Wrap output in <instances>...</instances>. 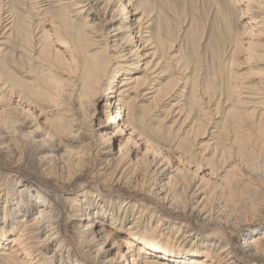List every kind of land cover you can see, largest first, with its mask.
Instances as JSON below:
<instances>
[{
	"label": "bare ground",
	"instance_id": "obj_1",
	"mask_svg": "<svg viewBox=\"0 0 264 264\" xmlns=\"http://www.w3.org/2000/svg\"><path fill=\"white\" fill-rule=\"evenodd\" d=\"M30 1L31 11L54 2L58 12L22 36L18 51L33 65L1 61L0 264H264V0H229L244 4L243 35L255 29L258 40L230 48L226 61L242 53L261 72L226 84V100L216 71L204 83L195 73L188 106L169 109L161 103L191 66L163 53L149 31L153 10L127 11L135 0L115 9L114 0ZM41 12L0 0L3 56Z\"/></svg>",
	"mask_w": 264,
	"mask_h": 264
},
{
	"label": "rangeland",
	"instance_id": "obj_2",
	"mask_svg": "<svg viewBox=\"0 0 264 264\" xmlns=\"http://www.w3.org/2000/svg\"><path fill=\"white\" fill-rule=\"evenodd\" d=\"M8 1L12 3L14 6V9L21 14L24 13L25 11H28L29 13H32V14L33 12L34 13L38 12V10L39 11L42 10V12L37 17L35 16L36 18L32 16L31 21L30 19L27 20L30 24L24 23L25 26L29 25L27 27H24L25 30L23 31L17 30V32H15L14 38L8 44L9 46H11L10 48H12L13 50L12 49L10 50L8 46L4 50V51H7L6 52V55H8L7 57L5 55L3 56L4 52H0V71L2 73L0 74L3 77L4 75H3V67H2L1 61H3V66H8V65L13 66L14 65L16 67V71L17 70L19 71L21 69L23 70L27 69L29 67L28 63H31L30 65L34 64V62H28L30 58L26 57L24 54L19 52L20 50H22V49L19 50V48H21V44L24 43L22 36L26 34L28 37H30V32L31 33L33 32L34 34V30H33L35 29L34 23L36 22L37 19L42 20V17H44L43 14L45 12H48V11L53 12V13L58 12L56 7L53 6V5H56L54 2L52 3L53 5L51 3H45L46 5L44 4V6L40 7V9H35L31 11L29 10L31 9L30 0H8ZM118 1L119 0H114V6L112 7L113 9L117 7ZM132 5H134V7H130L127 10V11H130L131 13L134 12L135 8H140V7L142 10H145V11H150V10L154 11L153 14L155 15L152 17L153 23L150 26L149 31L151 34H153V38L155 40L158 39L159 37H162L165 43L163 53L166 56L170 55L171 59L174 60L173 62L175 61H177V63L180 62L178 64L180 69L184 65H186L184 64V60L186 58L187 60H185V63L189 61L191 64V65L189 64V66H191L189 67L190 73L188 72L186 73L185 76H182V80L179 82V86H178L179 91L176 90L177 93L171 94L166 100H164L163 103H161L160 105V109L161 108L169 109L170 105L174 102H177L178 100H181L180 105L183 104L184 106H188L187 103L191 101L190 92L192 88V81H189V82L187 81L190 80L191 77H193L195 73L196 75H198L197 78L200 76L199 77L200 83L202 82L204 83L207 79H209V76H212L211 72L216 71L217 77L215 78L216 80L215 83L217 84L216 87L219 89L218 93L222 91L221 92L222 98L223 100H226L227 97L225 94L226 92L224 91L225 89H223L224 87L226 88L227 85L229 84L240 85L244 81L249 80L252 77H254L255 74L253 76L252 73L261 72L262 65L261 66L256 65L255 61L253 60H251L250 62H248L247 60H244L245 56H243L242 53H237L234 56V59L236 61L234 62L235 64L233 66H230V63H226V61L228 60L230 56V52H231L230 48H233L235 45L240 47V44L238 43H244L245 41H248L249 39H252V38L254 42L258 40L257 36L255 35L257 33L255 32V29H253V31L250 32L249 34H246V36L245 34L243 35L244 30H248L249 32V29L247 26L248 25L247 23L249 22V20L247 19L246 15L243 16L244 18L242 19L239 18L240 10L242 11V14H244L243 13V10L245 8L244 4L235 5L234 3H231L229 0H135L132 3ZM76 21L79 23V25H83L84 23V19L76 20ZM159 22H161V27L159 31L156 32ZM93 23H90V24H93ZM3 31L4 30L0 31V36L3 35L4 33ZM49 34H52V33L49 32ZM0 40L2 42V39ZM52 41H54V38H51V42ZM192 45H195V46H192ZM0 48H3V46L0 45ZM217 48H219L220 50L217 56V60L219 64H216V65L213 64L212 66V63L215 60L214 59L215 55L213 56L211 52L212 50L214 51L217 50ZM193 50L197 52V54L195 53V55H196V58L198 59L195 58ZM139 52L142 53L144 52V50L141 49ZM146 52L148 53V51ZM103 58L104 56H102V59ZM148 60H150V58H148ZM12 62L13 63L15 62V63L11 64ZM131 62H134V60ZM143 65L144 63L141 60H139L138 66L139 67L141 66V68H143ZM195 66L196 67L198 66L197 70L195 69L196 68ZM13 69L14 68H12V70ZM187 83L189 84L188 87L183 89V87H185ZM181 91H183L184 93H182ZM180 96H184V97L180 98ZM185 109L187 110V107H185ZM195 113H197V114H194L195 116L194 119L196 121L203 119L202 110L199 109V107L195 108ZM173 116L174 114L171 116V118L170 117L168 118L165 124L166 126H170L172 124ZM160 118H163V116L161 115ZM218 121H219V118L214 119V122L217 123ZM116 129L118 128L116 127L115 130ZM85 130L91 133L94 129L92 125L90 126L87 124V126H85ZM197 140L198 142H200L203 139L197 138ZM124 141H125L124 137L123 138L119 137L115 145L111 148L112 152L116 153L118 149L120 148V146L123 145ZM101 157L102 155L100 154V152H98V154L96 155L98 164H99L98 159ZM228 165H229V168L227 169L231 170L233 175L241 172L239 169L240 167L236 165V163L231 162ZM149 169L150 168H148V170ZM154 169L152 168L151 171H153ZM167 176H168V172H166V176L163 179V181L166 180ZM187 176L190 177L189 178L190 180L191 178H193L191 173L190 174L188 173ZM149 177L150 175L148 176V178ZM153 178L154 176L151 175V177L148 179L149 182H147L148 185L149 184L152 185V181H155ZM156 182H158V179ZM193 183H194V179L190 181V184H188L189 190L193 186Z\"/></svg>",
	"mask_w": 264,
	"mask_h": 264
}]
</instances>
